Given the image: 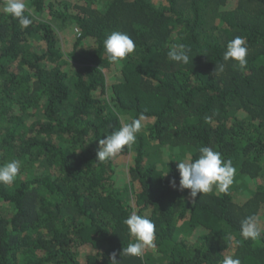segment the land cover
<instances>
[{
    "label": "trees",
    "instance_id": "trees-1",
    "mask_svg": "<svg viewBox=\"0 0 264 264\" xmlns=\"http://www.w3.org/2000/svg\"><path fill=\"white\" fill-rule=\"evenodd\" d=\"M26 4L23 28L0 0V164L21 162L14 182L0 184V264H111L114 252L121 264L226 255L264 264V0ZM69 23L80 33L65 51ZM115 30L136 44L119 63L103 46ZM236 36L247 43L244 69L223 60ZM181 46L188 64L167 56ZM141 116L132 147L97 162L99 140ZM202 146L236 175L227 192L193 198L176 159H196ZM133 211L156 225V247L140 258L121 254L134 240L124 224ZM248 216L257 240L241 235Z\"/></svg>",
    "mask_w": 264,
    "mask_h": 264
},
{
    "label": "clouds",
    "instance_id": "clouds-1",
    "mask_svg": "<svg viewBox=\"0 0 264 264\" xmlns=\"http://www.w3.org/2000/svg\"><path fill=\"white\" fill-rule=\"evenodd\" d=\"M26 0H5L3 11L12 18L18 19L23 28H27L32 19L30 14L26 15ZM104 51L108 58L119 63L136 49V44L131 36L122 31H111L103 40ZM248 48L246 39L243 36H236L229 40L223 54L225 62L233 60L238 62V67L244 69L247 65ZM170 60L188 64L190 56L188 50L182 46L179 50L172 49L167 53ZM192 59V58H191ZM224 71V64H216L214 75ZM143 116L132 119L129 123L123 124L118 130L107 134L105 138L99 140L96 161L103 163L122 152L125 147L131 148L136 142L137 134L142 130ZM168 154L165 152V162L168 163ZM179 163L177 168L180 174L179 186L181 189H190V196L195 198L198 193L207 194L213 191V187L220 192H227L234 182L236 168L230 159L225 160L222 153L212 147L202 146L199 149V156L196 159L184 158L176 159ZM21 162L17 159L0 164V184L11 185L18 177ZM166 171L162 176L167 175ZM123 179V177H121ZM170 183L175 186V180ZM124 224L128 233L134 238L126 247H123V256L142 257L146 248L155 249L156 225L147 216L131 212L125 219ZM240 232L242 237L257 240L260 237V230L257 227L256 218L248 216L241 221ZM111 264H121V260L116 259V253L111 255ZM220 264H241L239 257L226 255Z\"/></svg>",
    "mask_w": 264,
    "mask_h": 264
},
{
    "label": "rangeland",
    "instance_id": "rangeland-1",
    "mask_svg": "<svg viewBox=\"0 0 264 264\" xmlns=\"http://www.w3.org/2000/svg\"><path fill=\"white\" fill-rule=\"evenodd\" d=\"M28 0H26L27 3ZM68 2H72L73 0H67ZM59 36L61 39V45L65 51L71 50L73 43L78 36V31L73 28V24L69 23L65 28L61 29L59 32ZM143 129V127H142Z\"/></svg>",
    "mask_w": 264,
    "mask_h": 264
},
{
    "label": "built area",
    "instance_id": "built-area-1",
    "mask_svg": "<svg viewBox=\"0 0 264 264\" xmlns=\"http://www.w3.org/2000/svg\"><path fill=\"white\" fill-rule=\"evenodd\" d=\"M75 30H77V31H78V34L80 33L78 28H76Z\"/></svg>",
    "mask_w": 264,
    "mask_h": 264
}]
</instances>
